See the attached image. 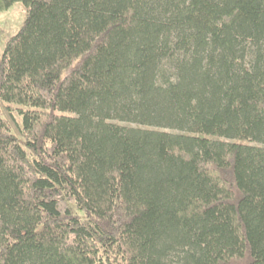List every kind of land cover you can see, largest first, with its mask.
<instances>
[{
	"label": "trees",
	"instance_id": "trees-1",
	"mask_svg": "<svg viewBox=\"0 0 264 264\" xmlns=\"http://www.w3.org/2000/svg\"><path fill=\"white\" fill-rule=\"evenodd\" d=\"M0 264H264V0H0Z\"/></svg>",
	"mask_w": 264,
	"mask_h": 264
},
{
	"label": "rangeland",
	"instance_id": "rangeland-1",
	"mask_svg": "<svg viewBox=\"0 0 264 264\" xmlns=\"http://www.w3.org/2000/svg\"><path fill=\"white\" fill-rule=\"evenodd\" d=\"M26 14V8L22 3H15L8 10L0 12L1 52L7 39L15 36L24 25Z\"/></svg>",
	"mask_w": 264,
	"mask_h": 264
}]
</instances>
